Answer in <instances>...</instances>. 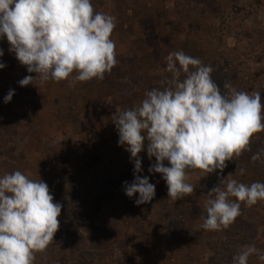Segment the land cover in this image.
Instances as JSON below:
<instances>
[{"label":"rangeland","instance_id":"1","mask_svg":"<svg viewBox=\"0 0 264 264\" xmlns=\"http://www.w3.org/2000/svg\"><path fill=\"white\" fill-rule=\"evenodd\" d=\"M95 11L116 17L111 39L117 64L103 80L39 81L27 95L19 81L26 66L0 38V177L21 171L43 180L62 205L60 227L34 264H233L241 246L264 251V200L241 202L228 228H202L207 193L221 179L251 185L264 182V131L251 138L250 151L226 161L221 172L188 171L192 194L168 197L155 158L145 150L141 176L156 186L150 203L137 205L124 182L134 179V162L118 145L112 116L141 105L145 93L170 74L166 58L183 50L213 71L221 86L261 93L264 103V0H91ZM75 76V73H73ZM183 79V77H181ZM14 90L10 102L4 97ZM27 95V96H25ZM27 97H31L28 101ZM165 166H169L164 161ZM240 169L244 172L241 175ZM235 200L234 197H229ZM248 264H264L253 254Z\"/></svg>","mask_w":264,"mask_h":264},{"label":"clouds","instance_id":"2","mask_svg":"<svg viewBox=\"0 0 264 264\" xmlns=\"http://www.w3.org/2000/svg\"><path fill=\"white\" fill-rule=\"evenodd\" d=\"M115 26L116 17L95 11L91 0H0V38L6 37L9 51L28 73L36 74L21 79V87L69 77L70 86L74 81L103 80L117 64L111 39ZM166 61L170 76L161 86L147 91L140 106L117 108L112 116L118 145L126 146L134 162V179L124 182V192L129 198L138 193L137 205L150 203L156 191L149 177L139 175L145 140L148 158H155L148 171L162 174L168 197L181 200L194 191L187 182L190 169L222 172L226 161L250 151L251 138L264 131L260 92L238 91L228 82L222 91L212 79L213 69L183 50L170 52ZM4 67L0 62V69ZM13 95L10 89L4 102ZM262 156L264 149L251 160ZM207 195L202 228L218 231L240 215L241 202L251 207L264 200V182L249 186L224 178ZM61 210L43 180L29 179L19 170L0 177V264H34L35 254L54 240ZM253 254L264 261V251L244 245L233 264H248Z\"/></svg>","mask_w":264,"mask_h":264},{"label":"trees","instance_id":"3","mask_svg":"<svg viewBox=\"0 0 264 264\" xmlns=\"http://www.w3.org/2000/svg\"><path fill=\"white\" fill-rule=\"evenodd\" d=\"M29 75H32L33 77H35V73H29ZM39 80H37V81H34V84L36 85V83L38 82ZM35 85H33V84H29V85H27V87H25L26 88V90H27V95L28 96H31V93H30V91H32V89L35 87ZM27 95H25V96H27ZM31 99V97H27V100L29 101Z\"/></svg>","mask_w":264,"mask_h":264}]
</instances>
